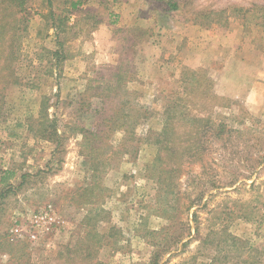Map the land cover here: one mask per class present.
Masks as SVG:
<instances>
[{"label":"rangeland","instance_id":"374dc122","mask_svg":"<svg viewBox=\"0 0 264 264\" xmlns=\"http://www.w3.org/2000/svg\"><path fill=\"white\" fill-rule=\"evenodd\" d=\"M19 14L0 70V264H264V0H26Z\"/></svg>","mask_w":264,"mask_h":264},{"label":"trees","instance_id":"16d2710c","mask_svg":"<svg viewBox=\"0 0 264 264\" xmlns=\"http://www.w3.org/2000/svg\"><path fill=\"white\" fill-rule=\"evenodd\" d=\"M47 5L49 8H52L53 5V0H46ZM26 0H2L3 8H2V14H0V60H2V64L0 65V70L2 72H9L11 71L10 68V63L15 59V50H14V45L16 42H18L20 38V33L23 31H26L27 26H25L23 29H20L22 27V23L25 25V23H28V19L24 16H20L22 14H19V11H23L25 7ZM169 6L171 9H177L179 6L177 2L170 1ZM16 9V10H15ZM19 9V11H18ZM50 19L53 20L52 22V27L55 28V31L59 30L62 31V27L64 26V22L61 19V16H56L53 14V12H50L49 14ZM55 37H56V43H57V50L55 53H53V56L55 57L57 63L62 61L65 56L63 55V43L60 40L59 34L55 32ZM6 76H11L10 72L8 74H5ZM186 76L190 77L191 81L187 82L189 83L191 89L193 90H199L203 89L205 97H210L213 99H216L217 97L212 94L211 90H213V81L207 76L202 75L200 71H193V70H187L186 71ZM186 82V81H185ZM47 109V104L43 103L42 104V109L41 112L44 115ZM174 112V107L172 109H169L166 111V127L163 131L164 135H168L169 138L166 142V146H164V154L163 155H158L157 156V162L160 164L159 170L162 171V173L167 175V178L171 179L172 176H174V173L176 172V169H178L175 165H171V162L178 158L179 156V151L176 149L177 146V135L174 130V125L171 120H174L176 115ZM184 118L189 121L188 124L193 126L195 123H207L209 122V118L205 119H200V120H195L191 117H185ZM108 127L107 136L109 134H113L114 132H117V128L119 127L120 123V117L117 113L112 114L111 116H108L106 118ZM96 132V130H95ZM89 137L96 138L98 137L96 133H87L85 135L86 140H89ZM97 139V138H96ZM92 139L91 143H88L89 147H92V151L95 152L97 151L95 144V140ZM192 145L190 146V148ZM185 147L181 149V152H184ZM188 150V148H186ZM181 158V156H179ZM8 173V172H6ZM6 181H8V177L2 176L0 177V183L5 184ZM2 194H5L3 192ZM83 203L85 205L90 203L89 197H87L86 194H83L81 196ZM85 247L84 241H81L78 245L77 248L74 250L75 255L77 256L78 259H82V261H86L87 259L91 258L93 255V252L90 250H85L88 254L83 255L81 252ZM159 258H160V253H154L152 257V263L151 264H158L159 263ZM17 264H33L31 261H26V262H19ZM82 264V263H80Z\"/></svg>","mask_w":264,"mask_h":264}]
</instances>
